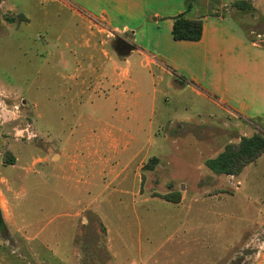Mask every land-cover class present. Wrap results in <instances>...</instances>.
Here are the masks:
<instances>
[{
	"label": "rangeland",
	"instance_id": "rangeland-1",
	"mask_svg": "<svg viewBox=\"0 0 264 264\" xmlns=\"http://www.w3.org/2000/svg\"><path fill=\"white\" fill-rule=\"evenodd\" d=\"M251 1L255 10L241 15V22L264 44V0ZM0 9V264H72V256L79 264H264V171L248 172L246 191L220 204L217 216L208 215L211 226L200 228L203 237L192 245L173 239L161 246L167 229L152 233L143 223L139 230L134 209L116 207L120 200L164 203L163 195L176 193L200 198L206 188L229 192L224 174L215 178L183 162L171 168L168 155H155L156 144L131 142L139 134L155 137L159 127L152 129L151 121H208L218 108L169 85L168 77L158 82L159 72L130 43L129 32L113 31L65 0H3ZM72 53L75 63L61 62ZM138 119L147 122L142 133H136ZM206 125L194 134L225 135ZM187 128L180 134H189ZM244 133L264 134V124L247 121L237 135ZM11 158L14 163L6 162ZM185 160L196 169L201 164L195 154ZM118 211H128L131 238L126 254L115 260L107 231ZM27 212L30 228L20 223ZM75 247L80 256L72 254Z\"/></svg>",
	"mask_w": 264,
	"mask_h": 264
},
{
	"label": "crops",
	"instance_id": "crops-1",
	"mask_svg": "<svg viewBox=\"0 0 264 264\" xmlns=\"http://www.w3.org/2000/svg\"><path fill=\"white\" fill-rule=\"evenodd\" d=\"M65 1L81 9L87 15L104 20L113 31L129 32L132 37L130 43L136 45L138 50L144 53L146 64L150 65L153 73L159 72L156 76L158 82H162L168 77L170 78L169 85L178 88V90L188 89L199 101L220 110L218 114L209 115L210 120L208 121L190 116L171 117L166 124L159 123L156 126L154 121H151L152 129L159 127L155 137H148L149 135L144 134H139L141 137L131 136V142L135 144H156V149L159 152L155 155L159 158L168 155L169 160L167 161L166 158L164 160L171 168L181 166V162H183V167L212 171L206 165V160L222 152L227 143L237 142L246 135L245 133L242 136L237 135L240 126L244 128L247 126V121L250 122L253 119L260 120L264 124V44L250 40L240 24L230 14L205 16L203 36L198 41L176 40L172 34L173 17L185 9L186 0ZM69 56H61V62L75 63L76 60L74 61L73 58L76 59L77 55L72 53ZM154 93H157L156 86H154ZM136 102L143 106V103ZM153 103H155V97ZM220 113L227 114V118H224V115L220 117ZM232 115L235 116V119ZM198 116L201 115L198 114ZM134 122L136 133H142L145 128L143 123L147 122L142 120ZM208 122L225 130V135H215L211 132H201V135L194 134L195 130L192 129L208 127L206 125ZM165 125L169 126V129L176 127L173 130V135L166 132L168 128L164 130ZM187 127L192 131L187 135H181L180 132L183 129L190 131ZM232 132H236L235 137L229 135ZM188 153H191V156L195 154L200 159L201 164L197 166L198 169L192 163L186 162L185 156ZM249 171H264V153L255 162L246 166L241 174L237 176L224 175L228 180L225 188L230 189L229 192L221 188H206L200 190V198L195 197L187 200L183 193L178 202L163 203L147 200L130 203L127 200H120L116 203V207L129 208L128 206H131L136 218L135 225L139 230H143V223L147 230L152 229V233L158 229H167L170 236L166 242L160 244L161 246L173 239L184 242L187 240L189 242L187 245H192L194 242L192 240L197 241L203 237L200 235V228L211 226L208 215L217 216L219 208H221L220 204L227 202L230 198H235L236 193L246 191ZM212 174L215 175V178H220L222 175L213 171ZM231 181L235 189L230 187ZM141 205L146 207L144 208L146 210H139ZM262 208L264 210V205ZM262 213L264 217V211ZM153 214L155 215L148 223ZM156 214H159L158 219ZM258 214L260 215V212ZM127 215L128 211H123V215L118 211V215L112 218L114 220L111 222L113 228L108 227V250L113 251L115 260L126 254V247L131 238L127 232V228L130 226ZM27 217L28 219L20 221L26 228L33 222L28 212ZM13 221L16 223L15 219ZM118 221L121 224H118ZM255 223L254 221L253 224ZM259 233H253L251 238L255 239ZM76 236L77 234L75 236L72 234L73 244ZM147 237L150 238L149 234ZM208 239L209 237H206L204 240V246L208 245L206 242ZM118 243L120 245L115 250ZM74 249L72 254L80 256L79 248L75 247ZM75 261V257L72 256V264H79ZM119 263L117 260L115 261V264ZM89 264H95V261L89 260ZM213 264H217V262H213Z\"/></svg>",
	"mask_w": 264,
	"mask_h": 264
},
{
	"label": "trees",
	"instance_id": "trees-1",
	"mask_svg": "<svg viewBox=\"0 0 264 264\" xmlns=\"http://www.w3.org/2000/svg\"><path fill=\"white\" fill-rule=\"evenodd\" d=\"M2 1L0 0V6ZM226 1H229V7H226L228 4ZM224 2H226V8L222 6L217 9ZM254 10L255 6L251 0H186L185 9L173 17L172 34L176 40L198 41L203 36L205 16L230 14L240 24L250 40L258 41L255 36L250 35L252 30L245 27L240 17L252 13ZM5 19L9 22L16 20L14 16H6ZM1 20L2 13L0 11V23ZM263 153V133L244 135L237 142L227 143L222 152L206 160V165L216 174L239 175L246 166L255 162ZM14 161L15 159L11 158L6 162L14 163ZM162 197L171 202H178L181 199V194H169Z\"/></svg>",
	"mask_w": 264,
	"mask_h": 264
},
{
	"label": "clouds",
	"instance_id": "clouds-1",
	"mask_svg": "<svg viewBox=\"0 0 264 264\" xmlns=\"http://www.w3.org/2000/svg\"><path fill=\"white\" fill-rule=\"evenodd\" d=\"M5 112L7 113V110L5 109ZM5 118H7V115L5 116Z\"/></svg>",
	"mask_w": 264,
	"mask_h": 264
}]
</instances>
